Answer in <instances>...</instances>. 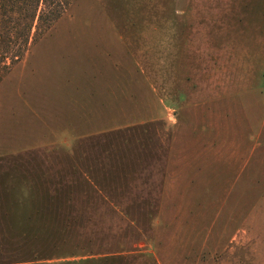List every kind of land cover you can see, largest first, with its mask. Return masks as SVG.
Instances as JSON below:
<instances>
[{
  "label": "rangeland",
  "instance_id": "rangeland-1",
  "mask_svg": "<svg viewBox=\"0 0 264 264\" xmlns=\"http://www.w3.org/2000/svg\"><path fill=\"white\" fill-rule=\"evenodd\" d=\"M0 17V69L38 112L39 264H264L262 203L232 235L225 187L174 201L161 177L165 125L190 126L231 45L259 48L264 0H1Z\"/></svg>",
  "mask_w": 264,
  "mask_h": 264
},
{
  "label": "crops",
  "instance_id": "crops-1",
  "mask_svg": "<svg viewBox=\"0 0 264 264\" xmlns=\"http://www.w3.org/2000/svg\"><path fill=\"white\" fill-rule=\"evenodd\" d=\"M258 40L242 36V45L230 46V64L213 68L212 84L201 91L206 99L197 103L196 113L192 109L189 127L179 125L176 113L165 125L170 132L161 161L165 196L177 201L188 186L225 187L224 223L240 220L232 235L263 216L258 204L242 215L243 202L264 205V39L257 49ZM2 41L0 17V49ZM9 76L0 69V248L9 245L23 257L0 264H39L38 112L31 97L23 103L20 84Z\"/></svg>",
  "mask_w": 264,
  "mask_h": 264
},
{
  "label": "trees",
  "instance_id": "trees-1",
  "mask_svg": "<svg viewBox=\"0 0 264 264\" xmlns=\"http://www.w3.org/2000/svg\"><path fill=\"white\" fill-rule=\"evenodd\" d=\"M0 7H1V5H0Z\"/></svg>",
  "mask_w": 264,
  "mask_h": 264
}]
</instances>
